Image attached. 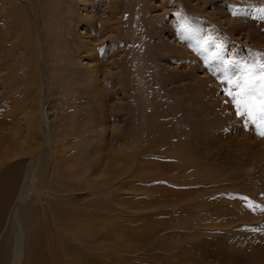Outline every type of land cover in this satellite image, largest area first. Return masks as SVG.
<instances>
[{
	"label": "rangeland",
	"instance_id": "obj_1",
	"mask_svg": "<svg viewBox=\"0 0 264 264\" xmlns=\"http://www.w3.org/2000/svg\"><path fill=\"white\" fill-rule=\"evenodd\" d=\"M35 1L38 20L29 0H0V169L25 165L26 206L55 199L38 219L39 264H58L52 235L63 240L60 264H264V212L246 206H264V139L244 130L217 80L264 63V21L253 18L264 0H91L89 13L76 0ZM90 15L94 26L79 24ZM81 41L96 44L89 57L107 68L99 65L98 82L84 79L95 62L76 53ZM186 46L196 58L187 65ZM97 99H105L106 124ZM69 220L81 224L76 240L61 229ZM12 222L14 249L30 227Z\"/></svg>",
	"mask_w": 264,
	"mask_h": 264
},
{
	"label": "bare ground",
	"instance_id": "obj_2",
	"mask_svg": "<svg viewBox=\"0 0 264 264\" xmlns=\"http://www.w3.org/2000/svg\"><path fill=\"white\" fill-rule=\"evenodd\" d=\"M30 1V3H31V5H32V8H34L35 9V14L37 15V20L39 19V11H38V9H37V7H38V4L36 3V1L35 0H29ZM75 1V0H74ZM77 2H76V5L78 4V6L79 5H81V6H84V11H87L88 13L91 11V10H89V9H87L88 8V6H90V2H91V0H76ZM116 1V0H115ZM114 1V2H115ZM42 2H44V1H42ZM70 0H61V3L62 4H64V7H65V5H67L68 3L70 4ZM99 2H100V0H99ZM104 2V1H103ZM109 3V2H108ZM112 3V2H111ZM110 3V4H111ZM42 4V3H41ZM98 4V5H97ZM96 5L97 6H99L100 4H102V3H97ZM106 4V3H105ZM103 5V4H102ZM102 5H100L101 7H102ZM115 5L117 6V4L115 3L114 4V7H115ZM62 6V5H61ZM92 6V5H91ZM67 7V6H66ZM70 7V6H69ZM87 7V8H86ZM89 8H91V7H89ZM93 8L94 7H92V10H93ZM68 9V8H67ZM71 8H69V10H70ZM79 9V8H78ZM99 9V8H98ZM97 9V10H98ZM106 9L108 10V7H106ZM41 10V9H40ZM56 10V9H55ZM69 10L67 11V12H69ZM96 10V8L93 10V11H95ZM110 10V9H109ZM50 12V11H49ZM64 12H65V10H64ZM99 12V11H98ZM106 12H108V11H106ZM113 12H115V9H113L112 10V14H113ZM50 13H53V12H50ZM63 13V12H62ZM92 13V12H91ZM110 13V12H109ZM65 14V13H64ZM69 15H70V13H69ZM84 15V14H83ZM80 17V16H79ZM50 18V17H49ZM53 18V17H52ZM51 18V19H52ZM65 18V17H64ZM68 18V17H67ZM66 19V18H65ZM64 19V20H65ZM71 19H72V17H71ZM78 19V18H77ZM94 18L93 17H91V15H90V17H85V16H82V17H80V21H78L79 22V24L80 23H84V24H87L89 27H91V26H94V24H92L93 22H96V20L94 21L93 20ZM68 20V19H67ZM75 20V19H74ZM98 20V19H97ZM102 20V18L100 19V21ZM52 21V20H51ZM72 21V20H71ZM108 21V20H107ZM139 21V20H138ZM57 23V22H56ZM56 23H53V24H56ZM76 23V22H75ZM108 23V22H107ZM110 23V22H109ZM108 23V24H109ZM38 21H37V24H35V29H36V33L39 35V36H37V41H38V47H39V45H41V46H43L42 45V38L40 37L41 36V32H42V30H41V28H40V26H38ZM58 24V23H57ZM69 24V23H68ZM77 24V23H76ZM99 24H101V23H99ZM102 24H105L104 26L102 25ZM102 24H101V27L103 26V27H105L106 28V26H107V24L106 23H103L102 22ZM60 25V24H59ZM59 25H58V27H59ZM65 25H66V23H65ZM71 25V24H70ZM179 24H177V26H178ZM181 25L182 24H180V27H181ZM50 26H52V25H50ZM50 26L48 27V30H46L49 34H47V35H50L51 34V30H50ZM64 26V25H63ZM63 26H62V28H63ZM72 26V25H71ZM75 26V25H74ZM110 26V25H109ZM113 26V25H112ZM8 27V26H7ZM96 27V26H95ZM102 27V28H103ZM175 27V26H174ZM179 27V28H180ZM183 27V26H182ZM182 27L180 28V29H182ZM104 28V29H105ZM184 28V27H183ZM45 29V28H44ZM61 29V28H60ZM64 29H66V28H64ZM92 29V28H91ZM97 29V28H96ZM106 29H108V28H106ZM118 28H116V30H117ZM8 30H9V28H8ZM62 30V29H61ZM67 30H69L68 28H67ZM71 30H72V27H71ZM100 30H101V28H100ZM45 31V30H44ZM43 31V32H44ZM45 31V32H46ZM59 31V30H58ZM63 31V30H62ZM61 31V33H62V35H63V33L64 32H66V31H64V32H62ZM178 32L179 31H181V30H177ZM69 32V31H68ZM92 32H95V31H93V29H92ZM100 32V31H99ZM104 32H106V31H104ZM113 32H114V30H113ZM177 32V33H178ZM70 33V32H69ZM73 33V32H72ZM78 33H80L81 34V32H78ZM84 33V32H83ZM101 33V32H100ZM118 33V32H117ZM174 33V32H173ZM36 34V35H37ZM55 34V33H54ZM59 34V33H58ZM58 34H55V36L56 35H58ZM71 34V33H70ZM70 34H68V35H70ZM85 34V33H84ZM175 34V33H174ZM186 33H184V35H185ZM196 34V33H195ZM61 35V36H62ZM72 35V34H71ZM79 35V34H78ZM82 35V34H81ZM80 35V36H81ZM91 35V33H89V36ZM102 35H104L103 33H102ZM120 35V34H119ZM176 35V34H175ZM179 35H181V37H182V34H179L178 33V35H176V36H179ZM197 35H198V33H197ZM43 36V35H42ZM61 36H60V38H61ZM44 37V36H43ZM49 37V36H48ZM54 39L52 40V41H54L55 40V37L54 36H52ZM51 36H50V38H52ZM70 37V36H69ZM69 37L67 36V38L69 39ZM91 37H93V33H92V36ZM194 37H195V35H194ZM46 39H47V37H45ZM56 38H57V36H56ZM65 38V37H64ZM63 38V39H64ZM71 38V37H70ZM179 38V37H178ZM44 39V38H43ZM58 39H59V36H58ZM62 38L60 39V40H63ZM72 39V38H71ZM109 39V38H108ZM74 41H75V39H73ZM73 40H72V42H73ZM79 40H81V38L79 39ZM184 40V39H183ZM194 41H196V38L195 39H193ZM50 41H51V39H50ZM55 41H57V40H55ZM59 41V40H58ZM57 41V42H58ZM100 41V40H99ZM191 41V40H190ZM61 42V41H60ZM71 42V41H70ZM86 42H87V40H86ZM97 42V41H96ZM54 44H55V42H53ZM76 43V42H75ZM77 43H78V41H77ZM84 43V41H81L80 43H79V46H78V44L76 45V47H74V48H76V53L78 54V53H84L85 55L82 57L81 55L79 56L80 58L79 59H77V61H79L80 62V65H82V63L84 62L83 61V59L84 58H86V57H88L89 59L91 58V57H89L90 56V54H92L91 52H92V50H94L95 49V47H93V46H95L96 44H90V43H87V44H83ZM189 43H192V42H189ZM1 44V43H0ZM57 44V43H56ZM72 45L74 44V43H71ZM102 44V46H98L99 48H103V50H104V47H103V43H101ZM105 44V43H104ZM48 45H50V42H49V44ZM51 45H53V44H51ZM98 45V44H97ZM202 45V44H201ZM73 46H75V45H73ZM113 46V45H112ZM47 47V46H46ZM50 47V46H49ZM49 47H48V49H49ZM61 47V46H60ZM98 47H96V49L98 48ZM187 47V46H186ZM186 47H184L183 49H180V54H181V56H183V59L185 60V62H187L186 63V65L188 64V62H190V61H193L194 59H196L195 58V56H194V54H193V52H192V50H191V48L190 47H187V49H186ZM200 47V46H199ZM42 48V47H41ZM69 48H71L72 49V46H70ZM68 48V49H69ZM73 48V49H74ZM50 49H52V46H51V48ZM53 49H54V47H53ZM121 49V48H120ZM210 49V48H209ZM39 50V49H38ZM57 50V49H56ZM63 50V49H62ZM67 50V49H66ZM75 50V49H74ZM99 50V49H98ZM70 51V50H69ZM42 52V51H41ZM51 52V51H50ZM55 52V51H54ZM61 52H63V51H61ZM61 52H60V55H61ZM74 52V51H73ZM97 52V51H96ZM43 53V52H42ZM56 53V52H55ZM64 53H65V51H64ZM63 53V54H64ZM94 53H95V50H94ZM98 53V55L100 56L101 54H99V51L97 52ZM59 54V53H58ZM73 56L75 55V53L73 54V53H71ZM106 54V52L104 53V55ZM60 55L59 56H57L56 58L57 59H59V57H60ZM69 55L70 54H68V57H69ZM79 55V54H78ZM96 55V58L98 57V55L97 54H95ZM53 56V53L51 54V57ZM91 56H94L93 54L91 55ZM108 56H109V54H108ZM113 56H114V54H113ZM176 56V55H175ZM175 56H172L171 58H175V60H178ZM179 56V55H178ZM61 57H62V55H61ZM60 57V58H61ZM75 57V56H74ZM83 59H82V58ZM101 58H102V60H103V56H100ZM106 57H107V55H106ZM77 58V56L74 58V60ZM104 58H105V56H104ZM110 58V57H109ZM139 58V57H138ZM72 59H73V57H72ZM82 59V60H81ZM92 59V58H91ZM111 59V58H110ZM113 59V58H112ZM62 60V59H61ZM93 60H96V59H92V60H90V62L92 63V62H95V63H93V64H91L90 62V65L94 68L93 70L91 69V71H89L88 69H86V70H88V72H90L89 73V76H86L85 75V77L86 78H84V79H86V80H88V82H91V83H95V81L96 82H98L97 80H96V78H97V75H98V73H97V71H99V72H102L101 70H99L100 69V66L102 65V66H105V64H103V61H100V63H98L99 62V58L97 59L98 61H93ZM101 60V59H100ZM140 60V59H139ZM50 61H51V59H50ZM52 61L54 62V60L52 59ZM77 61H75V62H77ZM89 61V60H88ZM104 61H105V59H104ZM66 62V61H65ZM74 62V61H73ZM72 62V63H73ZM97 62V63H96ZM116 62V61H115ZM118 62V61H117ZM182 62V61H181ZM57 63H58V61H57ZM63 63V62H62ZM61 63V64H62ZM69 63V62H68ZM144 63V62H143ZM50 64V63H49ZM85 64V63H84ZM83 64V65H84ZM101 64V65H100ZM106 64H108V62L106 63ZM1 65V64H0ZM54 64H52V66H53ZM55 65H58V64H55ZM55 65H54V68H56L55 67ZM65 65V64H64ZM67 65V64H66ZM70 65V64H69ZM75 65V64H74ZM77 65H78V63H77ZM82 65V66H83ZM100 65V66H99ZM59 66V65H58ZM57 66V67H58ZM61 67H63V65H60ZM90 66V67H91ZM101 66V69H105V71L107 70V68H105V67H102ZM108 66V65H107ZM117 66V65H116ZM183 66V65H182ZM66 67V66H65ZM184 67V66H183ZM70 69V68H69ZM51 70L52 71H54V69H52L51 68ZM75 70H76V68H75ZM81 70H82V68H81ZM80 70V71H81ZM85 70V71H86ZM39 71V70H38ZM74 71V70H73ZM104 71V72H105ZM76 72V71H75ZM74 72V73H75ZM78 72V71H77ZM82 72V71H81ZM84 72V71H83ZM87 72V71H86ZM85 72V73H86ZM195 72V71H194ZM2 73V72H1ZM230 73L232 74V72L230 71ZM234 73V72H233ZM84 74V73H83ZM106 74V73H105ZM77 77H80L82 74L80 73V75L79 74H75ZM221 76V75H220ZM79 80H81V79H79ZM78 80V81H79ZM217 80H218V78H217ZM83 81V80H82ZM108 81H110V80H108ZM180 81V80H179ZM198 81V80H197ZM202 81V80H201ZM83 82H85V81H83ZM87 81H86V83H88ZM113 82V81H112ZM211 82V81H210ZM4 83V82H3ZM48 83V82H47ZM82 83V82H81ZM99 83H100V81H99ZM199 83V82H198ZM219 83V82H218ZM80 84V83H79ZM111 84V83H110ZM115 84V83H114ZM214 84V83H213ZM100 85V84H99ZM203 85V84H202ZM90 86H93V85H90ZM111 86H113V84H111ZM5 87V86H4ZM100 87V86H99ZM114 87V86H113ZM113 87H112V90H113ZM120 88V87H119ZM146 88V87H145ZM198 88V87H197ZM91 89H92V87H91ZM100 89H101V87H100ZM99 89V90H100ZM147 89V88H146ZM110 91H111V88L109 89ZM213 90H216V88L214 89L213 88ZM85 91H86V89H85ZM101 91V90H100ZM116 90H114V92H115ZM122 91V90H121ZM177 91V90H176ZM211 91V90H210ZM42 92H43V90H42ZM99 92V91H98ZM98 92H96V93H98ZM107 92V91H106ZM212 92V91H211ZM101 92H99L98 93V95L100 94ZM202 93V92H201ZM42 94V93H41ZM103 94H104V92H103ZM106 95H107V93H105ZM104 94V95H105ZM109 94V93H108ZM113 94H115V93H113ZM117 94V93H116ZM147 94V93H146ZM106 95L104 96V98L106 99L107 97H106ZM112 95V94H111ZM108 96V95H107ZM112 96H114V95H112ZM111 96V97H112ZM117 97V96H116ZM196 97H198V95L196 96ZM45 98V97H44ZM48 98V97H47ZM105 99H97L96 101H97V104L99 105V109L101 110L100 111V119H101V121H102V124H106V121H107V119L108 118H106V114H105V112H104V108L102 107V102H104L103 100H105ZM108 99V98H107ZM199 99V98H198ZM200 99H202V98H200ZM199 99V100H200ZM107 101V100H106ZM183 101V100H182ZM48 102H45L43 99H42V101H41V103H40V110H39V116L41 117V120H42V122L44 123V125H45V127L47 128L48 126L47 125H49L48 124V122H49V116H48V104H47ZM96 104V103H95ZM96 104V105H97ZM56 106V105H55ZM138 106V105H137ZM53 107V106H52ZM119 107V106H118ZM142 107V106H141ZM113 108V107H112ZM136 108H138V107H136ZM51 110V109H50ZM137 112H138V110H137ZM119 113V112H118ZM140 113V112H139ZM142 113V112H141ZM144 113V112H143ZM145 114V113H144ZM120 115V114H119ZM137 115H138V113H137ZM114 116H116V115H114ZM147 117V116H146ZM63 118V117H62ZM59 121V120H58ZM101 125V124H100ZM101 130L103 131V129H104V126L103 125H101ZM118 129V128H117ZM109 131V130H108ZM46 134H45V136H44V138H45V141H46V143L47 142H51V135H49L50 134V132H48L47 130L46 131H44ZM49 133V134H48ZM118 133V132H117ZM116 134V133H115ZM99 135V134H98ZM102 136V135H101ZM43 138V137H42ZM69 139V138H68ZM70 142V141H69ZM49 144V143H48ZM54 147V146H53ZM63 147V146H62ZM98 147H100V145H98L97 146V148ZM55 148V150H54V155H55V160H59V158L61 159L62 157H61V155L59 154L60 153V150L58 149V147L56 146V147H54ZM101 148H103V147H101ZM64 149H66L65 147H64ZM99 149V148H98ZM70 150V149H69ZM63 152V151H62ZM67 152H68V150H67ZM66 152V153H67ZM99 152V151H98ZM39 153V152H38ZM42 153V152H41ZM28 154V153H27ZM103 154V153H102ZM41 156H42V154H40L39 153V155H38V157L34 160V161H31L32 163H33V165H34V167H35V165L38 163V160L41 158ZM32 157V156H31ZM174 157V156H173ZM34 159V158H33ZM178 160H179V158H177ZM24 161V160H23ZM94 161V160H93ZM96 161V160H95ZM60 163V162H59ZM25 164V163H24ZM183 164V163H182ZM189 165V164H188ZM12 166V167H11ZM58 167V166H57ZM63 168V167H62ZM180 168V167H179ZM190 168V167H189ZM24 169H25V165L23 166L21 163H19V164H14V166L13 165H10L8 168H3V169H0V234H2L3 232L5 233L4 234V237H3V240H2V242L0 243V264H17V262H18V260H19V262H21L22 263V257H23V260H24V258L26 259V262H27V264H39V260H40V257H39V246H40V244H41V241H42V238H43V234H42V229H44V227L42 228V221L41 220H38L39 218H40V216H41V214L42 213H47V215H48V212H49V208H53V204H54V200L53 201H50V202H47L46 200H44L43 201V205H39L38 204V202H36V204H35V206H32V205H30V204H33V202L32 203H30L29 204V206L27 205L26 206V203H27V199H28V197H27V195H26V192H27V174L25 175V171H24ZM35 169V168H34ZM61 170H63V169H61ZM24 171V172H23ZM41 171V170H40ZM43 172V171H42ZM56 172H57V170H56ZM97 173V172H96ZM44 174V173H43ZM94 174V173H93ZM46 175V174H45ZM97 175V174H96ZM55 176H56V174H55ZM60 176V175H59ZM53 177V176H52ZM59 178V177H58ZM32 180H33V174H32ZM52 180H54V178L52 179ZM56 180V179H55ZM31 184H32V182H31ZM31 184L29 185V188L31 189ZM46 184H47V182H46ZM55 184V183H54ZM107 185V184H106ZM48 186H49V184H48ZM50 186H51V184H50ZM50 186H49V188H50ZM53 187V190L55 189V186H52ZM100 188V187H99ZM50 190V189H49ZM48 190V194H50V191ZM84 195V194H83ZM53 196V194H51V197ZM67 198V197H66ZM64 201H65V199H64ZM67 201V200H66ZM50 205V206H49ZM53 210H51V215L49 216V217H52V215H53ZM74 213V212H73ZM80 216V215H79ZM48 217V218H49ZM61 217V216H60ZM76 219V218H75ZM77 219H79V218H77ZM84 219V218H83ZM10 220L11 221H13L11 224L14 226L13 228L14 229H16V228H18L19 227V230H26L27 228H29L28 229V232H27V235L24 237V236H19L18 234L16 235V239H17V244H15V247H14V249L12 248V244L10 243V235H9V226H10V224H9V222H10ZM34 220H38V222H37V224H32V222L34 221ZM59 220V219H58ZM81 220V219H80ZM75 223H79V222H76L75 221ZM74 222H72L71 220H69L68 221V224L67 223H65L64 225L62 224L61 225V229L63 230V232L64 233H67V234H70L71 236H73V240H76V239H74V238H76V233H74V230H76L74 227H76L77 225L75 224ZM80 224V223H79ZM88 224V223H87ZM90 224V223H89ZM32 225V226H31ZM81 225V224H80ZM91 225V224H90ZM87 226V225H86ZM31 227L33 228V230L32 231H30V229H31ZM83 228H84V225L82 226ZM80 229V228H79ZM88 229H90V228H88ZM17 230V229H16ZM83 230V229H82ZM81 229H80V231H82ZM85 230V229H84ZM92 230V229H91ZM85 232V231H84ZM82 233V232H81ZM83 234V233H82ZM77 235H78V233H77ZM92 237V236H91ZM78 241H80L81 242V239L80 238H78ZM61 242H63V240H60V239H58V237H55L54 235H52V239H51V241H50V246H49V249H50V252L52 253V255H53V257H54V259H56V262L55 263H58V264H60L59 263V259L58 258H62L63 257V245H62V243ZM47 243V242H46ZM47 246V245H46ZM101 246V245H100ZM48 247V246H47ZM102 247V246H101ZM100 247V248H101ZM96 248H98V247H96ZM41 249V248H40ZM49 249H47V250H49ZM99 249V248H98ZM264 250V249H263ZM47 253V252H46ZM43 256V255H42ZM65 258V257H64ZM255 258H257V254L255 255ZM41 261V260H40ZM61 261V260H60ZM63 261V260H62ZM21 263H19V264H21ZM65 262L63 261L61 264H64ZM41 264V263H40Z\"/></svg>",
	"mask_w": 264,
	"mask_h": 264
},
{
	"label": "snow or ice",
	"instance_id": "obj_3",
	"mask_svg": "<svg viewBox=\"0 0 264 264\" xmlns=\"http://www.w3.org/2000/svg\"><path fill=\"white\" fill-rule=\"evenodd\" d=\"M253 18L264 21V7L256 8ZM213 75L216 73L213 72ZM217 78L222 85L223 95L227 97L225 103H230L244 130L264 139V63L238 66L234 74L225 72ZM246 206L253 212H264V206L252 203Z\"/></svg>",
	"mask_w": 264,
	"mask_h": 264
}]
</instances>
